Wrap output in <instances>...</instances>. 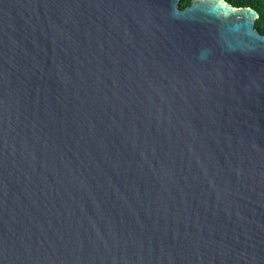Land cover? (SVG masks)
<instances>
[{
  "label": "water",
  "instance_id": "95a60500",
  "mask_svg": "<svg viewBox=\"0 0 264 264\" xmlns=\"http://www.w3.org/2000/svg\"><path fill=\"white\" fill-rule=\"evenodd\" d=\"M0 0V264H264V35L225 0Z\"/></svg>",
  "mask_w": 264,
  "mask_h": 264
},
{
  "label": "trees",
  "instance_id": "16d2710c",
  "mask_svg": "<svg viewBox=\"0 0 264 264\" xmlns=\"http://www.w3.org/2000/svg\"><path fill=\"white\" fill-rule=\"evenodd\" d=\"M235 7H248L258 13V19L254 23V28L264 35V0H225ZM190 4V0H180L179 8L184 9Z\"/></svg>",
  "mask_w": 264,
  "mask_h": 264
}]
</instances>
